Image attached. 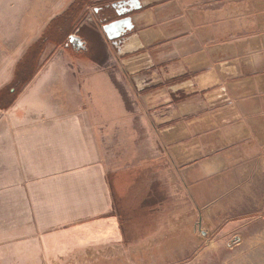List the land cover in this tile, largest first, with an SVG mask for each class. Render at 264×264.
Listing matches in <instances>:
<instances>
[{
	"label": "crops",
	"instance_id": "1",
	"mask_svg": "<svg viewBox=\"0 0 264 264\" xmlns=\"http://www.w3.org/2000/svg\"><path fill=\"white\" fill-rule=\"evenodd\" d=\"M133 5L135 13L109 34L103 29L106 24L99 25L94 16L89 25L85 22L86 7L80 20L53 25L67 7L49 20L40 38L33 36L31 46L45 34V47L66 41L67 51L74 36L97 47L93 52L77 49L80 56L71 54L67 62L51 61L36 71L18 99L17 108L25 101L32 109L54 114L24 121L53 122L66 133L27 139L42 138L41 145L54 151L59 159L54 169L37 178L30 177L32 170L23 171V165L13 166V178L22 180L0 183L26 192L0 201V215L12 218V233L0 224V238H14V251L35 247L37 234L44 247L65 244L68 237H78L76 229L83 231V223H91L95 243L125 245L132 227L129 220L140 223L139 236H147L173 197L183 196L195 209L210 204L213 185L226 191L233 185H264V0H126L119 6ZM54 29H70L63 43L51 39ZM132 29L120 48L126 57L123 77H139L155 50L156 60L161 57L159 63L166 67H161L164 79L179 85L174 99L179 90L191 95L178 102L185 107L170 104L166 113H155L156 126L166 125L160 132L164 152L133 148L148 129V118L127 101L119 84L129 94L128 87L116 71L94 68L107 41ZM161 84L163 80H156L149 86ZM145 104L150 108L149 101ZM56 111L60 114L55 116ZM18 120L22 119L13 121ZM20 141L24 139L16 135H0L1 155L10 156L8 150L16 154ZM53 181L60 188L69 185L71 197L51 195ZM78 190L82 196H77Z\"/></svg>",
	"mask_w": 264,
	"mask_h": 264
},
{
	"label": "rangeland",
	"instance_id": "2",
	"mask_svg": "<svg viewBox=\"0 0 264 264\" xmlns=\"http://www.w3.org/2000/svg\"><path fill=\"white\" fill-rule=\"evenodd\" d=\"M73 1L0 0V93L3 91L2 94H8L11 101L9 105L3 103L0 107V135L9 139L16 135L24 139L16 144L18 145L16 154L9 150L7 152L11 154L10 156H2L0 153V183H11L13 179L22 180V177L18 179V176L13 178L11 173L13 166L19 169L23 165V171L30 169L32 170L30 177L35 175L38 178L41 173L54 169L53 165L59 160L55 158L53 150L41 145L42 138L37 139V142H28L27 139L56 138L66 133L64 127L53 122L32 124L23 120L34 115L51 118L50 115H54L53 111L32 109V104L25 101L17 108L18 99L26 91L28 82L16 86L13 95L9 92L13 88L18 63L36 39L33 36L38 35L40 38L47 30L49 20L63 8H69ZM91 1L92 4L86 6L84 15L88 25L96 7L112 0ZM55 43L58 44L49 43L45 47L46 52L37 62V71L45 69L54 60L58 63L61 59L67 62L71 60V54L80 56L71 47L65 50L66 41L65 44H62V41V45L60 42ZM156 55L157 51L153 50L151 61L144 68V72L137 78H129V81L123 77V74L127 73L124 66L126 59L124 50L110 49L105 45L93 64L94 68L116 71L117 78L119 80L122 78L128 87L129 94L126 87L119 84L127 101L133 103V108L138 107L137 110L148 118V129L146 132L143 131L142 141L133 144V148L142 146L143 149L148 148L149 151L159 153L167 150L160 134L166 125L156 126L155 113L164 114L170 108V104L178 107L181 104L178 102L187 100L191 95L185 96L182 94L183 90H179L178 96L174 99V92L179 85L164 79V70L161 67H166L159 63L161 57L156 60ZM74 68L80 67L75 65ZM117 78V82L120 83ZM156 80H163V84L149 86ZM161 86L165 87L159 89ZM26 95L28 96L29 92ZM148 96L150 100H147ZM146 101H149L150 108H147ZM201 103L203 105V102ZM182 107H185V104ZM56 113L57 111L55 116ZM18 118L22 120L13 121ZM169 179V173L165 171L164 181L167 184ZM57 183L58 181L51 182L52 186L48 192L58 197H71L69 193L73 190L68 189L69 185H66L65 189V185H61V188L55 186ZM220 186L213 185L210 191V204L195 205V209L183 196L166 201L162 214L158 216L157 227L147 231L148 235L145 237L139 236L143 233V229H138L140 223L129 220L132 227L128 228L129 238L125 245L115 242L95 243L91 240L93 239L91 223H83L87 224L81 228L83 231L76 229L77 238L68 237L64 240L65 244L62 242V245L59 243L51 247L42 246L40 241L43 238L38 237V234L35 238V247L29 250L27 247H20V252L14 251L11 246V239L14 238H0V264H264V185H233L228 191L221 189ZM22 191L21 186L18 189L15 185H0V201L26 195V192ZM76 194L82 196L79 190ZM0 224L8 228L7 233H12L10 216L0 215Z\"/></svg>",
	"mask_w": 264,
	"mask_h": 264
},
{
	"label": "trees",
	"instance_id": "3",
	"mask_svg": "<svg viewBox=\"0 0 264 264\" xmlns=\"http://www.w3.org/2000/svg\"><path fill=\"white\" fill-rule=\"evenodd\" d=\"M91 4H92L91 0H74L67 9V11L63 15L58 17L56 20H53L52 24L55 25L54 23L64 20V25H65L66 23L71 24L77 19L80 20L83 15L82 12L84 8L86 6H90ZM69 30L70 29H54V31H52L51 33L52 34L51 39L53 41L55 40L63 41V38H65ZM47 41L48 38L44 34V36L40 40H38L28 49L23 59L18 63V66L16 68L15 77L13 80V87L19 86L21 84L25 85L35 75L37 71L36 70L37 62L44 50ZM2 93L3 91L0 93V107L3 106V103H8L9 105V103L11 102L9 100V97L2 100L1 97L4 96V94ZM9 93L10 95L14 94L11 91Z\"/></svg>",
	"mask_w": 264,
	"mask_h": 264
},
{
	"label": "flooded vegetation",
	"instance_id": "4",
	"mask_svg": "<svg viewBox=\"0 0 264 264\" xmlns=\"http://www.w3.org/2000/svg\"><path fill=\"white\" fill-rule=\"evenodd\" d=\"M126 0H116V1H111V2H105L102 3L100 6L96 7L95 12H94V18L95 20L99 23V25H104V24H108L110 22L113 21H118V20H123V19H127L130 18L135 11L132 10L134 8L127 6L126 8L123 6L120 7L119 5H123L125 3ZM133 29L132 30H128L124 33H121L120 37L117 39H113V40H108L107 41V47H109L110 49H120L124 43V41L130 37V35L132 34ZM71 47L74 50L77 49H82L84 48V50H90V51H94V48L97 47H93L92 45H86V42L84 41V39L82 37H71ZM81 51V50H80ZM16 87V86H15ZM15 87H13L10 91L12 93L15 92ZM9 95H4L2 96V100L8 98Z\"/></svg>",
	"mask_w": 264,
	"mask_h": 264
},
{
	"label": "water",
	"instance_id": "5",
	"mask_svg": "<svg viewBox=\"0 0 264 264\" xmlns=\"http://www.w3.org/2000/svg\"><path fill=\"white\" fill-rule=\"evenodd\" d=\"M125 22L126 21L124 20L114 21L112 23L104 25L103 29L105 30L106 33L109 34V29H114L115 27H118L119 25H123Z\"/></svg>",
	"mask_w": 264,
	"mask_h": 264
}]
</instances>
